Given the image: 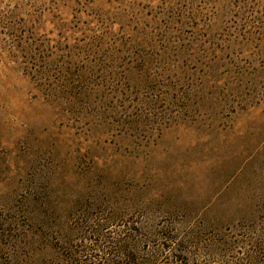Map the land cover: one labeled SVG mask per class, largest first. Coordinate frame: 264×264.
Instances as JSON below:
<instances>
[{"label":"rangeland","instance_id":"374dc122","mask_svg":"<svg viewBox=\"0 0 264 264\" xmlns=\"http://www.w3.org/2000/svg\"><path fill=\"white\" fill-rule=\"evenodd\" d=\"M211 207L264 218V0H0V233Z\"/></svg>","mask_w":264,"mask_h":264},{"label":"trees","instance_id":"16d2710c","mask_svg":"<svg viewBox=\"0 0 264 264\" xmlns=\"http://www.w3.org/2000/svg\"><path fill=\"white\" fill-rule=\"evenodd\" d=\"M220 213L216 207L204 210V217L190 223L185 232L174 223L162 225L152 239L144 241L153 243L146 252L134 249L142 241L138 235L143 234L134 224L123 230L124 236L102 234L115 221L113 216L99 217L94 225L75 222L66 238L54 239L46 232L52 225L32 215L4 225L2 232H7L0 233V251L7 250V255L0 264H264V218L233 220ZM75 231L88 232L84 241L94 242L76 244ZM94 250L102 255H93Z\"/></svg>","mask_w":264,"mask_h":264}]
</instances>
